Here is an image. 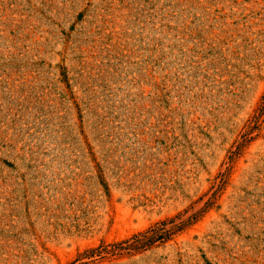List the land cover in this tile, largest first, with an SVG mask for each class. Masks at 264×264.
<instances>
[{
	"label": "rangeland",
	"instance_id": "374dc122",
	"mask_svg": "<svg viewBox=\"0 0 264 264\" xmlns=\"http://www.w3.org/2000/svg\"><path fill=\"white\" fill-rule=\"evenodd\" d=\"M0 264H264V0H0Z\"/></svg>",
	"mask_w": 264,
	"mask_h": 264
},
{
	"label": "trees",
	"instance_id": "16d2710c",
	"mask_svg": "<svg viewBox=\"0 0 264 264\" xmlns=\"http://www.w3.org/2000/svg\"><path fill=\"white\" fill-rule=\"evenodd\" d=\"M192 219L193 217L185 221H181L178 225H174L170 228H168L167 225L173 223L174 219L170 221H162L123 242L106 246L101 245L97 248L87 250L82 254L81 257L85 259H103L107 255H119L120 251L130 252L151 247L156 242H164L168 240L173 234L184 231L192 224ZM123 244L126 245L124 248L122 247Z\"/></svg>",
	"mask_w": 264,
	"mask_h": 264
}]
</instances>
